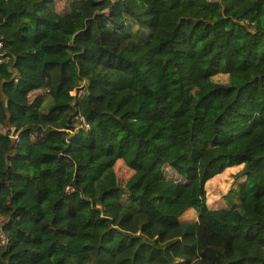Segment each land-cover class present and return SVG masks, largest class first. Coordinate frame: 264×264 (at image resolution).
<instances>
[{"label": "trees", "instance_id": "16d2710c", "mask_svg": "<svg viewBox=\"0 0 264 264\" xmlns=\"http://www.w3.org/2000/svg\"><path fill=\"white\" fill-rule=\"evenodd\" d=\"M64 1L0 0V264H264V0Z\"/></svg>", "mask_w": 264, "mask_h": 264}, {"label": "rangeland", "instance_id": "374dc122", "mask_svg": "<svg viewBox=\"0 0 264 264\" xmlns=\"http://www.w3.org/2000/svg\"><path fill=\"white\" fill-rule=\"evenodd\" d=\"M68 2L65 0L64 3H57V8L59 10H66ZM220 80H226V75L220 76ZM240 171V167H232L225 170L220 175L213 177L207 184V202L210 208H218L224 206L225 195L229 190L235 187V182L237 181V174ZM194 212H187L183 216L184 219H194Z\"/></svg>", "mask_w": 264, "mask_h": 264}, {"label": "built area", "instance_id": "2783aa9c", "mask_svg": "<svg viewBox=\"0 0 264 264\" xmlns=\"http://www.w3.org/2000/svg\"><path fill=\"white\" fill-rule=\"evenodd\" d=\"M113 1H115V0H113ZM81 93H82L81 90H79V91H71L70 95L74 97V96L81 95ZM80 120L82 121L81 126H83L84 128L85 127L87 128L89 126L87 124V122L85 121V118L83 116L80 117ZM15 138L18 140V137L17 136ZM1 223H2V219L0 217V244L4 245V244H6L7 239H6V237L1 232Z\"/></svg>", "mask_w": 264, "mask_h": 264}]
</instances>
